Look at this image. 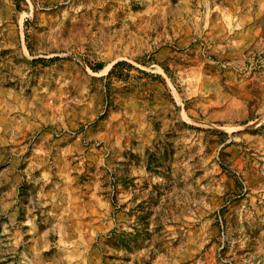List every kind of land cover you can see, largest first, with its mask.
Returning a JSON list of instances; mask_svg holds the SVG:
<instances>
[{
    "label": "rangeland",
    "instance_id": "1",
    "mask_svg": "<svg viewBox=\"0 0 264 264\" xmlns=\"http://www.w3.org/2000/svg\"><path fill=\"white\" fill-rule=\"evenodd\" d=\"M0 264H264V0H0Z\"/></svg>",
    "mask_w": 264,
    "mask_h": 264
}]
</instances>
